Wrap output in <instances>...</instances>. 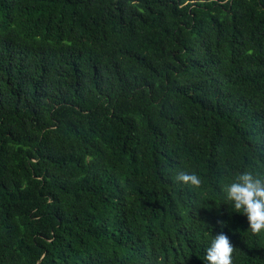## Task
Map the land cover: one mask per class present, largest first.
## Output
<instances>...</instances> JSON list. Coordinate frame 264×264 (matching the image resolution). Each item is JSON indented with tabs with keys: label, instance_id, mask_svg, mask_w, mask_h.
I'll use <instances>...</instances> for the list:
<instances>
[{
	"label": "trees",
	"instance_id": "16d2710c",
	"mask_svg": "<svg viewBox=\"0 0 264 264\" xmlns=\"http://www.w3.org/2000/svg\"><path fill=\"white\" fill-rule=\"evenodd\" d=\"M245 170L264 0H0V264H207L221 232L264 264L223 192Z\"/></svg>",
	"mask_w": 264,
	"mask_h": 264
},
{
	"label": "clouds",
	"instance_id": "9594fccd",
	"mask_svg": "<svg viewBox=\"0 0 264 264\" xmlns=\"http://www.w3.org/2000/svg\"><path fill=\"white\" fill-rule=\"evenodd\" d=\"M176 181L194 188L202 186V179L196 173L181 171ZM226 201H230L237 213L246 215L249 229L253 235L264 233V174L245 170L224 186ZM235 247L223 232L215 235L206 248L207 264H233Z\"/></svg>",
	"mask_w": 264,
	"mask_h": 264
}]
</instances>
